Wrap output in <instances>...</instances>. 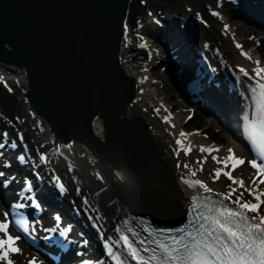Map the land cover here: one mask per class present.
<instances>
[{
    "label": "water",
    "instance_id": "obj_1",
    "mask_svg": "<svg viewBox=\"0 0 264 264\" xmlns=\"http://www.w3.org/2000/svg\"><path fill=\"white\" fill-rule=\"evenodd\" d=\"M127 3L0 0V65L23 72L27 107L47 122L60 141L71 136L91 150L104 146L93 136L104 138L103 123L94 120L98 116L107 127V137L112 121L122 124L123 131L128 128L124 110L134 95L133 80L117 61ZM125 116L141 118L133 103L126 106ZM108 145L122 147L116 138ZM118 169L112 170L113 180L122 178ZM127 169L129 175L144 178L135 171L134 159Z\"/></svg>",
    "mask_w": 264,
    "mask_h": 264
},
{
    "label": "bare ground",
    "instance_id": "obj_2",
    "mask_svg": "<svg viewBox=\"0 0 264 264\" xmlns=\"http://www.w3.org/2000/svg\"><path fill=\"white\" fill-rule=\"evenodd\" d=\"M151 2L155 3V5L161 6L164 5L165 10H167L169 7L172 9H178V0H151ZM199 3H195V5L198 6ZM186 5L185 7H187ZM140 12L141 9L139 6L136 5L135 0H132L129 9L128 14H131L132 12ZM185 12V11H184ZM156 15V13H155ZM231 17V16H230ZM128 27V26H127ZM126 27V30H127ZM197 32L191 33L188 37L189 39H192L193 42H199L202 43L203 40L206 38H213L212 34L215 31V28L213 25H211L208 30H203L204 28L200 27L199 25L196 26ZM244 29V30H243ZM239 35H247L245 28L239 27L237 29ZM237 33V34H238ZM215 36H218L217 33H215ZM129 34L126 33L124 36L122 43L120 44L121 50L126 49L128 47V44H130V41L128 40ZM146 38V37H145ZM145 45H148L146 43H150L149 40L145 39ZM262 38L256 37V38H250L248 37L245 41L241 42V46L239 45V50H244L245 57L247 61L250 63V67H248V73L251 79L253 80H261L260 77L256 75V72L254 71L257 68V61L259 62V67H264V47H262ZM225 46V45H224ZM255 46V47H254ZM251 50L252 54H255V58H251V55L249 54V51ZM260 54V57H258V54ZM119 52V51H118ZM126 54V53H125ZM122 51L119 52L120 57V65L121 70L130 75L134 78L135 85H136V95L135 102H133L134 106L136 107L138 113L140 114L141 118L144 119L147 124L149 125V132L151 133L153 139L155 140L163 164L167 167L171 179L176 186L178 190V195L180 198H183L188 192L187 189L183 187V185L180 184L181 177L186 174H192L195 172L194 177L201 181L202 185H206L208 188H211L213 191L211 193L217 194L224 198V194H227L231 188H235L236 192L231 196V198L227 199L231 201L232 203H235L236 197L243 194L242 200L248 201V202H255L254 197L249 194L247 189H254L257 192H264V184L256 183L253 184V178L256 176L255 174H252L249 172L246 168L237 167L234 171L231 172V174L238 179H242L245 183V188H240L239 185L233 184L227 176L221 174L219 178H216L215 172L216 170H221L223 172H228L231 170V164L229 163L228 166H225V158L229 156L228 149H232L233 153L237 157H241L243 155L242 151L236 148L233 145H227L225 149H218L214 147V145L217 142H220V140L212 138L211 136L205 135V143L203 145L196 144L197 141H199L198 137L196 136H180V133L187 130V127H184L183 119L184 116L176 115H165L163 117L164 122L167 126L171 127L173 129L172 135H170L169 131L166 130V127L162 123H155L153 120H150V116H147L142 109L143 107H147L148 109L152 110V106L149 105L148 99L150 96L155 95L156 89H150L149 81L148 79L140 77V74L138 71H136V68L134 67V64L130 61H134L137 65H139V58L138 53L134 51L132 54L125 55ZM133 62V63H134ZM154 68V67H151ZM136 72H135V71ZM4 70L0 69V113L3 114V116L11 117L12 115L19 113L21 116L20 121L18 122V128H21V131H27L30 133L29 139V148L32 149L33 146L36 143V147L38 149L45 148V147H52L56 146L58 147L57 153L52 151V157L50 160H47V165L51 169L58 170L59 168L55 167L62 166L63 169L66 168H74L75 164L73 162H70V164L67 161H62L61 156L58 155L59 153H64L65 155H74L78 158V162L76 163V167L70 171L72 174H78L81 179L84 180L86 186L88 188L92 187L93 191L100 190L102 186L99 182L95 180H91L89 177V174L93 170L94 166L92 163L95 161V158L85 150L83 146L76 143H68L65 144L58 143L57 140L53 138V133L48 130L47 126L44 123H41L40 121H36L32 115L27 110V106L25 103H23V98L21 99V92L19 91V88L24 86L25 89V77L22 72L11 74H4ZM144 74V73H143ZM142 74V75H143ZM150 89L148 91L147 89ZM225 90H231V85L227 82H225L224 87ZM14 89V95L10 98H7L4 95L3 90H9ZM152 90V91H151ZM146 92V93H145ZM146 94V96H145ZM15 96V97H14ZM161 100L170 102L172 100V95L169 97H163ZM137 102V104H136ZM156 102H158V99H156ZM227 105L232 107V103L228 100L226 102ZM163 112H168L167 107L161 108ZM150 112V111H149ZM12 118V117H11ZM9 119V118H8ZM153 125V126H151ZM17 128V129H18ZM9 135H12V132H9ZM181 140L182 143H184L183 147L180 146L181 144H177V140ZM201 147L209 148V149H218V151H211L205 152L206 155H204V152H201ZM185 149H190L191 154H185ZM208 153V154H207ZM83 155V156H78ZM206 156V157H205ZM70 157V156H68ZM212 157H216L217 160H213ZM243 157V156H242ZM220 161V162H217ZM203 162V163H201ZM53 165V167L51 166ZM187 165V167H185ZM48 167V168H49ZM179 182V183H178ZM169 194L165 195L164 197L160 193L157 197H152V200H145L144 205L141 206L142 210L148 209L151 212L152 211H159L166 206L169 207L170 203L173 205V200L169 202L166 197H168ZM176 195V194H174ZM170 196L175 198V202H178L177 197ZM264 199V197H262ZM96 202L100 205L102 208V212L100 213V222L103 224L105 229L112 226L114 223L115 217H118L117 215L122 210V205L118 200H115L114 195L111 194L110 189L103 190L99 194L95 195ZM169 213V211H168ZM254 216L259 217L260 215H264V205L261 206L260 210L257 213H252ZM175 216V213L171 214ZM121 217V215H119ZM112 230L108 233V237H111L109 240L107 236H105L106 242L108 244H117V232L114 227L111 228ZM91 255V253H90ZM13 260V264H29V260L23 259V256L20 253H14L10 257ZM0 264H4L3 261H0Z\"/></svg>",
    "mask_w": 264,
    "mask_h": 264
},
{
    "label": "snow or ice",
    "instance_id": "obj_3",
    "mask_svg": "<svg viewBox=\"0 0 264 264\" xmlns=\"http://www.w3.org/2000/svg\"><path fill=\"white\" fill-rule=\"evenodd\" d=\"M239 47V45H237ZM257 68L254 70L256 75L260 77L262 81H264V67H259V62L257 61ZM244 72V69H241ZM247 75V73L245 72ZM259 88L261 90V96L264 98V83L259 84ZM11 91V89H9ZM259 136L260 143V151L262 155H264V131L257 134ZM7 133L0 134V138L6 137ZM180 136H185V133L181 132ZM177 144H181V140L176 141ZM5 145L0 143V149L4 148ZM12 147L15 148V142L12 143ZM201 152H211L218 151V149H209L201 147ZM190 149L185 150V154H188ZM229 156L225 158V166L231 164V170L228 172H223L221 170H216L215 176L219 178L221 174L227 176V178L233 183L239 185L240 188H245V183L242 179L235 178L231 172L234 171L237 167L244 164L245 161L242 158L235 156L232 149H228ZM25 157L23 155L19 156L18 159L23 160ZM213 160H217L216 157H212ZM220 162V161H217ZM203 163V162H201ZM250 166L256 170V176L253 178V184L256 183L264 184V164H259L255 160L248 161ZM187 167V165H185ZM5 173L0 171V177H3ZM195 175V172L192 173ZM6 186L9 182L8 180L3 181ZM196 184L201 185L205 191L211 192L213 191L211 188H208L206 185H202L201 181H195ZM61 188L63 186L61 185ZM249 194L254 197L255 202L243 201V194L241 193L236 197L234 201L239 205V208L243 211L257 213L261 206L264 205V192H257L254 189H247ZM236 192L235 188H231V190L224 194L225 199L231 198V196ZM195 199V198H193ZM17 208H24L23 204H16ZM39 207V205H37ZM197 206L193 204L192 211H196ZM0 234H2L3 238L0 239V261H3L4 264H13V260L10 258L12 254L19 253L21 249L17 247V241L20 239L18 235L14 236L10 234V222H9V212L0 209ZM243 212H235L231 209H224L219 212L220 217H224L226 220L231 219L232 217H242ZM59 220V217H56ZM204 220H208L209 217H203ZM253 219H256L253 217ZM15 223L19 226L20 229L27 232L29 229L28 220L23 216H20ZM212 225L215 226V229H219L221 232L226 234L227 240L231 243H226L220 236H215L213 239L209 240L208 238H212L214 233L213 231L205 230L201 233L200 237H193V243L191 246L185 245V252L188 253L187 260L189 264H264V215H260L258 217V222L255 224L248 225L246 231H238L237 228L230 226L226 222H222L221 219L214 218L211 220ZM201 228L204 226L201 225ZM56 229H53L55 231ZM68 229L60 232V235L63 236ZM259 233L258 236L253 239V236ZM189 235H191L189 233ZM110 240L111 237H108ZM120 240L123 241L124 246L127 248L129 255L137 264H148L147 261L143 259V257L139 256L136 249L132 248V246L128 243V239L126 236L121 235ZM177 244L182 243L181 241H177ZM161 248H164L167 256L170 260L175 262L177 260V256L173 253L176 252L175 248L168 249L165 245L161 244ZM146 251V249H145ZM109 255H111L112 259L116 261V264H121L119 257L116 256L115 253L112 252V249L109 247L107 249ZM155 259V257H152ZM183 260V258H181ZM29 264H35V260H30Z\"/></svg>",
    "mask_w": 264,
    "mask_h": 264
},
{
    "label": "rangeland",
    "instance_id": "obj_4",
    "mask_svg": "<svg viewBox=\"0 0 264 264\" xmlns=\"http://www.w3.org/2000/svg\"><path fill=\"white\" fill-rule=\"evenodd\" d=\"M139 1L140 0H136V4L137 5H139L140 6V8H141V14H137L135 11L134 12H132L129 16H128V20L129 21H134V19L137 17V16H139V15H142V17H146V9L147 10H149L150 8H153L152 6H150V5H145L144 7L143 6H141L140 4H139ZM145 1H147V0H145ZM225 9H228L229 8V6H225L224 7ZM159 10H161V12L163 11L161 8H158ZM152 10V9H151ZM153 11V10H152ZM154 12V11H153ZM231 21L229 22L230 24H232V25H235V26H240L241 27V29H242V27H244L243 26V24L240 22V21H237V19H234V17H232V19H230ZM252 30H250V31H248V33H249V35H253L254 37H258V35L257 34H255V33H253V32H251ZM142 64H144V62L142 63ZM154 73H156L157 74V78H158V80H161L162 79V81H163V73L161 72V69L159 70L158 68H157V66L154 68V71H153ZM161 82V81H160ZM163 85V83L161 82V84H159L158 86L157 85H152L153 86V88H157V89H159V91L162 89V91H164V88H161V86ZM21 88H23V87H21ZM153 88H151V89H153ZM152 91V90H151ZM164 93H167L166 94V97H168V94H172V90L169 88L168 90H166V91H164ZM173 97V96H172ZM162 102V101H161ZM176 99L175 98H172V100H171V103H173V106H177V104H176ZM164 105H167V104H164ZM177 112V114L179 115V116H184V115H186V112H181L180 111V109H179V107H177V110H176ZM157 113H160V111H158ZM147 115V114H146ZM187 121V120H186ZM185 124V126H187V127H189L190 129H191V131H192V129H194V132L196 133V134H193V135H200V138H205L204 137V135H205V131H207V130H204L201 126H199V124L197 123V124H195L192 120H189V121H187L186 123H184ZM199 129H201V130H199ZM207 132H209V131H207ZM190 133V132H189ZM214 137H216V138H218V136L217 135H214ZM204 142H205V140H203ZM199 144V143H198ZM220 146H222V144L220 145Z\"/></svg>",
    "mask_w": 264,
    "mask_h": 264
}]
</instances>
